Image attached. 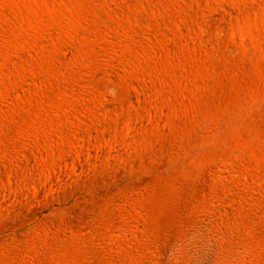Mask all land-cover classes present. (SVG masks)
<instances>
[{"label": "rangeland", "instance_id": "rangeland-1", "mask_svg": "<svg viewBox=\"0 0 264 264\" xmlns=\"http://www.w3.org/2000/svg\"><path fill=\"white\" fill-rule=\"evenodd\" d=\"M0 264H264V0H0Z\"/></svg>", "mask_w": 264, "mask_h": 264}]
</instances>
